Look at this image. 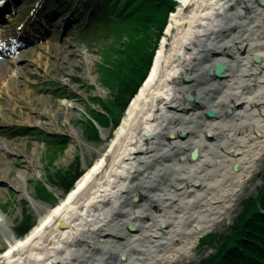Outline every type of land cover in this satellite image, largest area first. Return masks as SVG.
Masks as SVG:
<instances>
[{
  "label": "bare ground",
  "instance_id": "6f19581e",
  "mask_svg": "<svg viewBox=\"0 0 264 264\" xmlns=\"http://www.w3.org/2000/svg\"><path fill=\"white\" fill-rule=\"evenodd\" d=\"M76 1L56 0L61 8L47 5L43 11L65 10ZM174 1L148 74L113 138L95 150L93 163L55 206L37 208V223L25 237L6 230V218L0 222L6 244L0 264H169L179 255L189 256L192 239L219 218L264 153V0ZM136 2L112 6L113 16L124 7L123 17L132 15L131 27L112 31L140 43L144 27L156 24L128 13V4L141 7L142 0ZM34 3L30 9L45 7ZM61 16L73 22L70 14ZM41 20L27 24L33 45L62 28ZM89 22L94 26L95 19ZM37 27L44 33L37 35ZM40 55L30 57L34 65ZM82 57L93 61L86 52ZM9 66L0 62V97L4 93L8 101V106L0 104V117L20 115L14 121L19 136L31 125L43 132L59 129L57 112L69 119L75 105L61 101L54 108L40 98L27 107L35 97L29 98L31 89L19 88V77L30 69L21 67L6 81ZM21 105L34 114L21 115ZM44 115L50 123L40 122ZM11 144L6 149L0 143V181L16 185L5 167L9 161L2 160L21 149Z\"/></svg>",
  "mask_w": 264,
  "mask_h": 264
},
{
  "label": "rangeland",
  "instance_id": "374dc122",
  "mask_svg": "<svg viewBox=\"0 0 264 264\" xmlns=\"http://www.w3.org/2000/svg\"><path fill=\"white\" fill-rule=\"evenodd\" d=\"M119 1L122 5L126 0H79L74 4H67L66 7L64 6L65 10L58 9L57 12L50 10L55 8V5L61 8L56 0H23L21 4L17 3L20 12L11 17L12 22L10 25L8 24L9 33L7 34L17 33L19 31L17 26L24 22L28 16L30 4L33 2H35L34 6L36 2L45 4V7L42 6L40 9L43 16L47 14L49 23L53 22L56 26L59 23L62 28L55 29L58 31V35H49L47 41L29 46L28 52L21 57L22 61L16 60L17 65H12L10 60L4 61L3 66L8 64L12 70H9L4 78L6 81L12 79L8 78V75H15L21 67L24 70L25 68L30 69L29 72L23 70L25 73L19 77V80L23 82L19 88L25 87L28 92L31 89L29 98L35 97L34 103L27 107L38 105L37 102L40 98L44 99L46 106L52 104L55 108L59 102L63 101V103H73L76 107L71 109L72 113L69 119L61 112H57V123L60 125V130L51 129L43 132L40 126L31 125L28 127L29 131L26 133L24 131L22 136H19L20 131L14 129L17 124L14 121L22 119L20 115L12 113L10 119L6 121L0 117V143L6 144V149L8 146L9 149L12 147L11 143H17L21 147L20 150L12 152L7 159L6 157L2 159L9 161L5 167L11 172V176L16 178V185H8L5 183L6 181H0V222L6 218L9 227L8 229L5 226L6 230H10L19 238L25 237L36 225L37 208L41 205L55 206L93 163L97 157L95 150L111 141L114 130L124 117L132 99L127 101L122 112L116 110L111 103L117 92L118 84L128 81L131 83L129 77H133L132 71L125 70V63L128 62L130 55V42L133 41L129 40L128 42V38L124 36L117 37V34H113L112 31L115 27L116 30L131 27L132 15L125 19L123 17L125 15L124 7L114 14L117 17L116 21L108 18L109 13L115 12H111L112 6L115 10ZM60 4L63 3L60 1ZM47 5L52 8L43 11L46 10ZM69 5L70 7H68ZM140 5L141 7H137L128 4L126 10L141 20L154 19L153 23L156 24V27L152 25L144 27L143 30L149 34L147 37L150 40L148 43L143 42L136 47L139 50L136 52L137 55L139 53V72H137L135 80L132 79L133 84L138 85L137 91L148 74L154 54L163 37L164 28L168 23L169 15L175 10L177 3L174 0H142ZM61 14H70L73 22L67 24ZM155 15H160L161 19L156 21L158 18ZM31 17V22L34 23V16L31 15ZM89 17L95 19L94 26L90 24ZM54 19L58 21L55 22ZM124 24L125 27H122ZM148 24L151 23L148 22ZM64 25L67 26L66 32H64ZM138 43L135 41L131 44L134 48ZM83 52L92 57L93 61L85 62L82 57ZM38 54H41L39 65H34L35 62L32 58ZM63 55L64 57H62ZM31 56L33 57L30 58ZM148 61L149 64H147ZM46 66H48V70ZM88 68V73L95 82L88 81V76H86ZM129 90L122 92L120 89L121 97H125ZM6 97L7 95L4 93L0 97L1 105H7ZM22 106L18 107L23 112L21 115L34 114L27 109L23 110L25 107ZM3 113L6 114L4 109ZM40 122L50 123L51 120L47 115H44ZM35 147H37V151L33 152ZM247 175L229 204L221 209L222 213L219 218L209 228L192 239L194 243L190 255H179L175 261L169 264H214L227 252L237 251L238 253L240 249L239 253H242L238 243H254L253 240L257 237L261 241L257 243L264 244V234L261 232L256 234L253 231V227L257 226L256 221L259 219L253 216L254 209L251 206L253 199L263 197L264 153L256 159ZM62 194L64 195L62 196ZM132 202L135 204L138 199L134 198ZM240 225L242 234L239 230ZM263 225L264 220L259 222V228L262 229ZM245 226L251 229H245ZM164 229V225H162L161 230ZM2 234V228H0V252L6 248ZM235 248H237L236 251ZM261 260L260 264H264V259H259L258 262Z\"/></svg>",
  "mask_w": 264,
  "mask_h": 264
},
{
  "label": "trees",
  "instance_id": "16d2710c",
  "mask_svg": "<svg viewBox=\"0 0 264 264\" xmlns=\"http://www.w3.org/2000/svg\"><path fill=\"white\" fill-rule=\"evenodd\" d=\"M114 16H113V14H109L108 15L109 20L116 21L115 19H117V17L116 16L114 17ZM117 30H119V29H117ZM147 35L149 36V34L147 33L145 38L140 43H138L139 45L136 44V46H134V48H133V44H131V43H134L135 41L130 42V55L128 58L129 59L128 62L125 63V65H126L125 70L126 71L127 70L132 71V74H133L132 78L134 80H135V77L137 75V72H139V63H140V61L138 62L139 53H138V55L136 53L139 50L136 49V47L140 46V44H143V42H146V43L149 42L150 39L147 37ZM128 42H129V40H128ZM141 46L144 47L143 45H141ZM142 57L144 58V56H142ZM150 58H149V60H150ZM149 63L150 62L148 61L147 64H149ZM132 78L129 77L130 81H132L131 83L128 81V82L118 84L119 86L117 87V92L113 96V99H112L113 102H111L112 106H114L116 108V110H118L120 112H122V110L124 109V106L127 104V101L130 100V98H132L133 95L137 91L138 85H136L135 82H134L135 84H133ZM130 86H132V87L129 90ZM120 89L122 90V92H126L127 90H129L125 97H121ZM263 191H264V189H263ZM262 195H263V197L253 199L251 201V206L254 209L253 216L256 217L257 219H259V221H256L257 226L253 227V231L256 234L258 232H261L264 234V225H263L262 229L259 228L260 227L259 222L264 220V192ZM244 228L245 229H251V228L246 227V226ZM239 230H240V234H242L241 233L242 232V226L241 225L239 226ZM236 236H237V234H236ZM253 241H254V243H238L240 245V248L242 249V251H241L242 253H239L240 249L237 253V251H236L237 248H235L234 250L236 252H233L234 254L232 252H227L226 255H224L221 258H219L218 260H216L214 262V264H257V263L260 264V263H262V260L259 262H258V260L264 259V244L257 243L259 241L257 239V237H255ZM259 242H261V241H259ZM253 257H255V258L253 259Z\"/></svg>",
  "mask_w": 264,
  "mask_h": 264
}]
</instances>
